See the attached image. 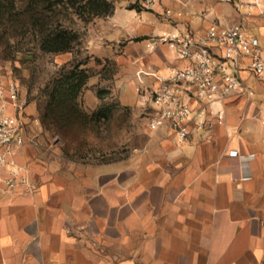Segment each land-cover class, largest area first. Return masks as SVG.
Wrapping results in <instances>:
<instances>
[{"label":"crops","instance_id":"1","mask_svg":"<svg viewBox=\"0 0 264 264\" xmlns=\"http://www.w3.org/2000/svg\"><path fill=\"white\" fill-rule=\"evenodd\" d=\"M256 2L264 9V0H245L240 9L217 0L204 18L194 16L205 5L195 0L117 7L106 37L128 67L122 102L142 113L138 70L186 64L166 45L150 52L145 39L238 21L264 39ZM248 84L253 95L228 96L223 120L210 117L212 124L184 143L166 127H150L142 113L151 144L126 160H40L27 135L15 159L31 185L0 193V264H264V75ZM5 100L12 111L8 93ZM233 149L255 154L249 169ZM248 170L252 178L243 179Z\"/></svg>","mask_w":264,"mask_h":264},{"label":"rangeland","instance_id":"2","mask_svg":"<svg viewBox=\"0 0 264 264\" xmlns=\"http://www.w3.org/2000/svg\"><path fill=\"white\" fill-rule=\"evenodd\" d=\"M106 1L113 12L143 5ZM195 1L205 3L195 10L197 18L217 2ZM94 6L92 0H0V80L18 84L26 102L25 134L40 160L116 162L151 144L145 115L122 102L128 67L123 68L121 48L112 52L106 37L113 12L96 13ZM258 22L264 24V15ZM247 30L264 47L260 30ZM64 43L67 50L51 48Z\"/></svg>","mask_w":264,"mask_h":264},{"label":"built area","instance_id":"3","mask_svg":"<svg viewBox=\"0 0 264 264\" xmlns=\"http://www.w3.org/2000/svg\"><path fill=\"white\" fill-rule=\"evenodd\" d=\"M160 1L142 0V3L154 8ZM219 1L234 4L238 9L245 6V0ZM254 6L260 7L257 2ZM259 10L264 15V9ZM164 14L171 18L174 11L165 8ZM247 29L244 21L230 25L211 22L203 30L186 25L145 39L150 52L163 44L186 63L169 66L166 72L138 70V102L150 127H166L179 143H184L196 129H207L212 124L210 117L223 120L228 96L235 92L255 93L248 81L264 75V47L261 39ZM7 93L12 111L5 100ZM25 106L18 84L0 80V193L31 185L26 170L15 159L26 143ZM231 154L238 156L248 169L255 156L238 149L231 150ZM250 178L248 170L243 179Z\"/></svg>","mask_w":264,"mask_h":264},{"label":"trees","instance_id":"4","mask_svg":"<svg viewBox=\"0 0 264 264\" xmlns=\"http://www.w3.org/2000/svg\"><path fill=\"white\" fill-rule=\"evenodd\" d=\"M92 2L95 4L94 10L96 11V13L108 14V13H112L113 12L111 10L110 3L107 2L106 0H92ZM53 42L54 43L55 42L59 43L58 38H55ZM49 46H51V45H49ZM51 48L53 50H57V51L58 50H62L63 51V50H67L69 48V44L68 43H64L62 45H56V46H53ZM68 106L72 107L71 105H68Z\"/></svg>","mask_w":264,"mask_h":264}]
</instances>
